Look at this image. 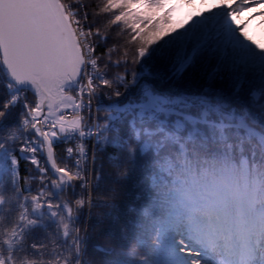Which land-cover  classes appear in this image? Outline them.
I'll list each match as a JSON object with an SVG mask.
<instances>
[{"label": "snow or ice", "instance_id": "obj_1", "mask_svg": "<svg viewBox=\"0 0 264 264\" xmlns=\"http://www.w3.org/2000/svg\"><path fill=\"white\" fill-rule=\"evenodd\" d=\"M158 5L0 0V264H264V0Z\"/></svg>", "mask_w": 264, "mask_h": 264}, {"label": "rangeland", "instance_id": "obj_2", "mask_svg": "<svg viewBox=\"0 0 264 264\" xmlns=\"http://www.w3.org/2000/svg\"><path fill=\"white\" fill-rule=\"evenodd\" d=\"M196 2L198 3V0ZM209 2H212V0H209ZM192 3L193 0H159V5L153 8L149 14L159 16L156 23L158 29L173 27L187 15ZM182 4L185 5L184 8L180 7ZM238 19H243V17H238ZM243 22L244 27L248 28L249 34L253 38L257 39L258 42L264 41V18H257L250 22V25L248 20H244Z\"/></svg>", "mask_w": 264, "mask_h": 264}, {"label": "clouds", "instance_id": "obj_3", "mask_svg": "<svg viewBox=\"0 0 264 264\" xmlns=\"http://www.w3.org/2000/svg\"><path fill=\"white\" fill-rule=\"evenodd\" d=\"M212 2H214V0H212Z\"/></svg>", "mask_w": 264, "mask_h": 264}, {"label": "trees", "instance_id": "obj_4", "mask_svg": "<svg viewBox=\"0 0 264 264\" xmlns=\"http://www.w3.org/2000/svg\"><path fill=\"white\" fill-rule=\"evenodd\" d=\"M165 2V1H164ZM166 3V2H165Z\"/></svg>", "mask_w": 264, "mask_h": 264}]
</instances>
